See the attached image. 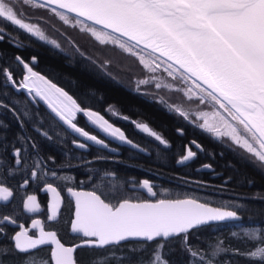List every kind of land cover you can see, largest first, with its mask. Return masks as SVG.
I'll return each mask as SVG.
<instances>
[{"label":"snow or ice","instance_id":"snow-or-ice-1","mask_svg":"<svg viewBox=\"0 0 264 264\" xmlns=\"http://www.w3.org/2000/svg\"><path fill=\"white\" fill-rule=\"evenodd\" d=\"M22 6L49 8L65 24L90 34L100 45L115 46L123 53L138 58L149 72L154 73L162 64L165 65L164 71L168 76L178 77L187 85L183 89L177 88V91H183L190 100L195 98L200 103L207 102L213 107L212 111L196 113L202 121L198 127L216 137L228 138L250 154V160L264 168V0H0V22H8L59 48L57 41L48 40L38 25L27 22L20 12ZM69 13L75 15L70 16ZM7 35L11 36L10 33ZM4 39L5 29L0 27V42ZM81 55L84 54L81 52ZM15 59L27 70V75L17 82L12 78V73L4 68L2 71L5 83L41 97L64 124L87 140L107 147L103 140L78 127L74 122L78 113H82L91 124L108 135L139 148V145H134L124 132L110 124L104 116L82 108L72 96L34 71L21 57L17 56ZM88 59L91 60L90 57ZM32 61H35V57ZM111 64V59H103L98 66L107 69ZM150 79L156 78L136 81V90H140V85L148 84ZM172 87L171 84L159 81L155 83L157 89ZM161 102H164L163 99ZM0 106L7 108L3 101H0ZM168 107L186 119L189 118V113L180 106ZM24 115L27 116L28 113ZM133 123L168 146V141L147 123ZM0 126L7 127L3 122H0ZM42 135L51 139L46 131ZM20 140L23 141L24 138L20 137ZM192 143L196 144L195 141ZM78 146L86 147L83 143ZM32 147L35 148V144ZM195 155L191 148H187L186 154L178 163L189 161ZM14 156L17 157L15 164L21 169H32L29 178H37L36 169H39V179L47 184L46 191L52 194L47 219L55 221L60 214L62 197L53 183L55 180L68 178L47 168L43 159L33 160L28 164L26 159L21 158L20 148L15 149ZM18 170L0 160V207H8L14 202L13 190L6 186L3 175L5 172L7 175H14ZM114 175L106 172L101 180ZM49 176L54 178L53 182H48L46 178ZM141 183L148 193L157 195L149 180L145 179ZM27 184L28 178L21 187ZM132 186L136 187L135 184ZM67 191L75 198L71 231L88 239H82L79 245L66 247L57 238L55 231L44 230L40 220H33L31 223V228L39 229V235H29V229L14 218L20 213L13 208L11 215H0V236L14 241L11 250L0 246V264H3L5 256L17 253L24 254V264H48L47 259L36 257V253L32 251L43 245L55 246L50 253L54 264H77L73 255L77 248L104 249L107 256L113 246H119L122 241L130 238H139L145 244L156 241V244L147 261L137 255L146 251L145 248L131 249L132 255L126 258L127 264H133V256L135 264H170L166 258L168 252H165V246L176 239L182 242L184 250L192 257L199 256V264H214L215 258L221 254L239 252L238 249L223 246V241H217L214 246H209L212 248V258L206 259L200 252L192 251L188 243L191 230H199L210 222L238 219L236 211L211 207L196 199L133 202L130 198H120L117 195L112 199H118L119 202L113 204L106 202L107 196L102 199L103 193L98 195L97 191H76L71 187ZM22 207L29 213L41 210L35 195H28ZM9 225L18 227L20 231L8 236L5 228ZM238 238L253 245V249L239 254L245 256L250 264H264V229L245 230L243 236ZM91 264H111V261L94 258Z\"/></svg>","mask_w":264,"mask_h":264},{"label":"trees","instance_id":"trees-1","mask_svg":"<svg viewBox=\"0 0 264 264\" xmlns=\"http://www.w3.org/2000/svg\"><path fill=\"white\" fill-rule=\"evenodd\" d=\"M20 12L28 22L38 25L46 35L57 41L60 47H55L47 40H37L8 22H0L2 28L4 24L11 25L9 30L5 29V39L0 42V101L7 105L5 109L0 108V119L8 116L18 118L28 128L35 126L48 132L51 137L46 138L48 149L62 154L66 166L72 165L74 158L86 156L84 160L105 157L106 159H95L84 165L97 182H89V177L83 182L100 194L103 193L102 197L107 196V201L113 204L118 202V199H112L117 195L130 199L149 197L147 190L141 195L128 187L133 180L144 178L153 184V190L157 193L155 200L191 197L236 211L241 216L240 220L193 229L188 234V243L192 251L200 252L206 259H210L212 248L209 246L223 241V246L238 249L239 252L221 254L215 258L214 264H250L239 253L253 249V245L238 237H242L245 230L264 229V168L250 160V154L195 124L196 113H192V110L209 108L208 103H200L195 98L190 100L183 91H177V88L183 89L187 85L178 77L168 76L164 71L165 65L162 64L154 73L149 72L138 58L123 53L115 46L100 45L90 34L65 24L49 8L22 6ZM8 33L11 34L10 37ZM72 42L80 51L73 47ZM17 56L30 62L34 70L68 92L82 108L99 111L119 125L128 139L139 145V148L110 140L117 150L95 144H91L88 151L76 149L73 141L77 135L43 102L31 98L25 89L5 83L2 71L4 68L12 73V78L17 82L23 76L24 68L15 59ZM33 57L35 61H32ZM103 59L112 60L107 69L98 66ZM151 77L156 79H150L148 84L140 85V90H136V81ZM157 81L173 87L157 89ZM168 105L180 106L189 113V118L170 110ZM24 113L28 115L25 116ZM77 120L90 127L83 115H79ZM136 120L147 123L168 141V146L138 130L133 123ZM176 129H183V134H178ZM31 133L35 134V131L31 130ZM190 140L197 142L200 149L189 162L178 163ZM51 155L53 154L49 153ZM54 156L57 157L56 154ZM206 165L210 167H205ZM139 166L144 169L141 170ZM100 169L114 172L115 176L101 180ZM140 170L142 174L139 173ZM233 233L237 235L234 236ZM155 244L156 241L146 244L142 241H127L113 246L107 256L104 249H82L86 256H78L77 259L84 264H91L94 258L108 259L111 264H127L126 258L132 255L131 249L145 248L146 251L137 255L147 261ZM0 246L12 249L8 243ZM34 252L51 264L46 249ZM165 252H168L166 258L170 264H199V256L192 257L184 250L179 239L169 241ZM24 260V254L17 253L5 256L3 264H24Z\"/></svg>","mask_w":264,"mask_h":264},{"label":"flooded vegetation","instance_id":"flooded-vegetation-1","mask_svg":"<svg viewBox=\"0 0 264 264\" xmlns=\"http://www.w3.org/2000/svg\"><path fill=\"white\" fill-rule=\"evenodd\" d=\"M10 26L11 25L9 26L5 24L3 25L4 29L6 30H9ZM0 108L5 109V107L3 106H0ZM0 122H3V125L7 126V127L0 126V160L4 161L6 165H11L13 168L19 169L18 171L15 172L14 175H7L6 172L3 175V179L6 180V186H9L13 190L14 202H11L8 207H0V215H11L13 213V208H15L16 211L20 213V215L14 218L18 220L19 224H23L25 228L29 229V235H33V234H35V236L38 235L39 229L31 228V223L33 220H40L44 226L45 231H55L57 233L58 238L62 241V243L66 245H73L78 242H82V239H88V238H83L81 235L72 234L70 232V223L74 212V202L72 199H70V197L67 195L66 192H67V188L69 187L73 188L74 190L83 189L89 191H96L95 189L90 188L86 183H84L83 180L89 177V182L91 183L93 182V184L97 182V179L89 175V172L86 171L85 169L86 167H84L85 164L94 161L97 158L84 159V160L83 158H85L86 156L82 158H74L73 164L66 166L63 163L62 154H59L56 151H51L48 149V143L46 141V137L42 135V133L44 132L43 130L40 129V131H37V129L39 128L35 126H31L30 128H28L27 124H25L24 122L22 124L18 118H11L9 116L3 117L2 119H0ZM31 130H34L35 134H32ZM177 130L178 129H176V131ZM180 130L182 131V133H178V132L177 133L182 135L183 129ZM20 137H23L24 140L21 141ZM74 141H73L74 147L82 151H88L90 145L93 144L88 142L85 148H80L78 145L81 144L82 140L78 135ZM192 142L193 140H190L189 142L190 144H188L187 146H190L192 151L196 153L197 150L200 149V147L199 148L196 147V145L199 144L196 142V144L194 145ZM33 144H35L36 146L35 148L32 147ZM16 148L21 149V153H22L21 158L26 159L28 161V164H31L33 160L43 159L46 162L47 168L55 170L58 173V175L61 177L68 178L65 180H55V182L53 183V186L57 187L62 197L60 214L58 215L55 221L47 219L48 215H50V204L52 200V194L46 191L47 184L44 183L43 180L39 179L40 176L39 169H36L37 178L35 179L29 178V174L32 171V169L28 167L21 169L19 165L15 164V160L17 159V157L14 156V151ZM49 153L50 154L52 153L53 155L49 156ZM54 154L57 155L56 158ZM189 161H185L184 163ZM139 168L141 170L144 169L143 166H139ZM141 170L139 173H141ZM106 172H108V170L100 169L99 175L103 177L104 173ZM109 173H114V172H109ZM26 178H28V184L21 187V185H23V182ZM46 179L48 180V182H53L54 180V178L50 176L47 177ZM143 180L145 179L138 178V180H133V182L128 185L129 189L132 191L139 192L141 193V195L144 194L146 189L142 187L141 182ZM133 184L136 185L135 188H133L132 186ZM97 194L101 195L98 191ZM28 195H35L37 197V201L41 205V210L39 212L29 213L25 209H23L22 207L23 202L26 201ZM147 199L155 200L154 197L152 198L143 197V199H132V200L141 201ZM106 202L108 201L106 200ZM18 231H20L18 227H14L11 225L5 228V233H7L8 236H12ZM6 243L10 244L11 247L13 248L14 242L12 240L6 239L4 236H0V245ZM42 248L48 251L49 260H50L51 247L43 246V247H39L38 249H42ZM82 249H90V247L77 248V251L74 253V259L79 264H84V263L79 262L77 257L86 256V254H84V250Z\"/></svg>","mask_w":264,"mask_h":264},{"label":"rangeland","instance_id":"rangeland-1","mask_svg":"<svg viewBox=\"0 0 264 264\" xmlns=\"http://www.w3.org/2000/svg\"><path fill=\"white\" fill-rule=\"evenodd\" d=\"M42 30V29H41ZM44 32V31H43ZM44 34L46 35V33L44 32ZM47 37H48V40H53L49 35H46ZM24 61V60H23ZM25 63H29V66H31L32 67V65H31V63L30 62H28V61H24ZM32 62V61H31ZM24 68V67H23ZM34 70V69H33ZM34 71H36V70H34ZM37 72V71H36ZM39 73V72H38ZM40 75H43V74H41V73H39ZM25 75H27V70L24 68V73H23V76H22V78L19 80V81H21L23 78H24V76ZM44 76V75H43ZM46 79H48L46 76H44ZM49 80V79H48ZM51 81V80H50ZM52 82V81H51ZM53 83V82H52ZM55 84V83H54ZM57 85V84H56ZM57 87H59V88H61L60 86H58L57 85ZM63 89V88H62ZM64 90V89H63ZM65 91V90H64ZM26 92H27V90H26ZM28 93V92H27ZM68 93V92H67ZM29 94V93H28ZM69 94V93H68ZM30 95V97L31 98H33V99H35V100H39V101H41V102H43L51 111H52V109L49 107V105H48V103L45 101V100H43L41 97H39V96H35V94L33 93V94H29ZM70 95V94H69ZM71 96V95H70ZM74 99V98H73ZM208 106H209V108L208 107H205V109H202V108H200V109H193L192 110V113H197V112H200V111H212L213 110V107L210 105V104H208ZM203 107V106H202ZM198 108V107H197ZM88 109H90V108H88ZM90 110H92V111H95V112H98L100 115H102V116H104L101 112H99V111H96V110H93V109H90ZM53 112V111H52ZM54 113V112H53ZM55 114V113H54ZM56 115V114H55ZM79 115H83L82 113H78L77 114V116H76V119H75V123L78 125V127H81V128H83L85 131H87V132H89V134L90 135H94V136H97V138L98 139H100V140H103L104 141V143L107 145V149L109 148V149H112V150H117L111 143H110V140H115V141H118V142H120V143H124V144H127V145H130V144H128V143H126V142H124V141H120L119 139H117V138H115V137H112V136H110V135H108L107 133H105V132H103L101 129H99L97 126H95V125H93V124H91L85 117H84V115H83V117H84V119L88 122V124H89V126L90 127H87V126H84V125H82L81 123H79L78 122V118H79ZM194 115V114H193ZM192 115V116H193ZM194 117H195V119H196V124L198 125L199 123H202V121L199 119V117L197 116V115H194ZM59 118V117H58ZM104 118L106 119V120H108V122L110 123V124H112L114 127H116V128H119L122 132H124V130L119 126V125H117L115 122H113L112 120H110V119H108L106 116H104ZM137 122H144V121H140V120H136ZM63 122V121H62ZM64 123V122H63ZM145 123V122H144ZM66 125V124H65ZM136 126V125H135ZM66 127L67 128H69L67 125H66ZM137 128V127H136ZM70 130H72L71 128H69ZM138 130H140V131H142L141 129H139V128H137ZM76 135H78L80 138H81V143H83V144H85V145H87V143L89 142V143H93V144H95V145H98V146H102V145H99V144H96L94 141H91V140H87L85 137H83V136H81V135H79L78 133H76L74 130H72ZM143 132V131H142ZM145 133V132H144ZM124 134H125V132H124ZM147 134V133H146ZM125 136H126V134H125ZM127 137V136H126ZM128 138V137H127ZM221 139H223V140H225V141H227V142H229L232 146H234L235 148H238L239 150H241L242 152H245L246 153V151L244 150V149H242V148H240L238 145H235L233 142H231L230 140H228V138H226V137H224V138H221ZM130 140V139H129ZM134 144V143H133ZM135 145V144H134ZM130 146H132V145H130ZM103 147V146H102ZM187 148H191L190 146H187ZM192 150V149H191ZM185 154H186V151H185ZM184 154V155H185ZM181 159V158H180ZM36 257H38L37 255H36ZM38 258H42V257H38ZM24 262V261H23Z\"/></svg>","mask_w":264,"mask_h":264},{"label":"water","instance_id":"water-1","mask_svg":"<svg viewBox=\"0 0 264 264\" xmlns=\"http://www.w3.org/2000/svg\"><path fill=\"white\" fill-rule=\"evenodd\" d=\"M70 14H72V13H70ZM72 15H75V14H72ZM28 22V21H27ZM89 23H91V22H89ZM16 27V26H15ZM99 27V26H98ZM18 28V27H17ZM21 31H23V32H25V33H27L25 30H22V29H20ZM28 35H30V36H32L33 38H35V39H37V40H41V39H39L38 37H36V36H34V35H32V34H30V33H27ZM177 132L178 133H182V131L180 130V129H178L177 130ZM76 191H84V192H88L89 190H76ZM67 193V195L70 197V199H72L73 200V202H74V212H75V198L74 197H72L69 193H68V191L66 192ZM149 197L150 198H152V197H154V196H152L151 194L149 195ZM162 199H181V200H183V199H194V198H191V197H183V198H162ZM158 200V199H157ZM197 200V199H196ZM143 201H145V200H141V201H133V202H143ZM147 201H151V202H156V200H152V199H147ZM198 202H200V203H205V202H202V201H200V200H198ZM209 206H211V207H220V206H215V205H212V204H209V203H207ZM223 208H225L226 210H230V211H234V210H232V209H230V208H226V207H223ZM74 212H73V217H72V220H71V222L74 220ZM237 216H238V219H230V220H226V221H238V220H240L241 219V216L237 213ZM226 221H215V222H210L209 224H213V223H219V222H226ZM208 224V225H209ZM70 232L72 233V234H76V235H81L82 236V234H80V233H74V232H72L71 231V223H70ZM38 235H39V233H38ZM37 235V236H38ZM57 238H58V236H57ZM59 239V238H58ZM60 240V239H59ZM61 241V240H60ZM127 241H141L139 238H130L129 240H127ZM127 241H122L121 243H123V242H127ZM14 242V241H13ZM62 242V241H61ZM79 244H81V242H78V243H76V244H73V245H66L65 244V246L66 247H70V246H75V245H79ZM43 246H50L51 247V250L55 247L54 245H43ZM43 246H38V248L39 247H43ZM50 253H51V251H50ZM74 255V254H73ZM50 262H51V264H54V260H51L50 259ZM77 264H79V263H77Z\"/></svg>","mask_w":264,"mask_h":264}]
</instances>
